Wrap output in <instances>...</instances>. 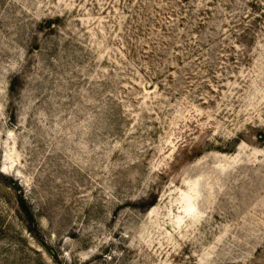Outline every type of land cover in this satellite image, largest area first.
Wrapping results in <instances>:
<instances>
[{
	"label": "rangeland",
	"instance_id": "rangeland-1",
	"mask_svg": "<svg viewBox=\"0 0 264 264\" xmlns=\"http://www.w3.org/2000/svg\"><path fill=\"white\" fill-rule=\"evenodd\" d=\"M0 264H264V0H0Z\"/></svg>",
	"mask_w": 264,
	"mask_h": 264
},
{
	"label": "trees",
	"instance_id": "trees-1",
	"mask_svg": "<svg viewBox=\"0 0 264 264\" xmlns=\"http://www.w3.org/2000/svg\"><path fill=\"white\" fill-rule=\"evenodd\" d=\"M21 207H22L23 211L26 214V220L32 222L33 221L32 215L29 212V209H28V207H27V205H26L24 200H21Z\"/></svg>",
	"mask_w": 264,
	"mask_h": 264
}]
</instances>
